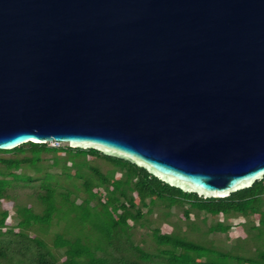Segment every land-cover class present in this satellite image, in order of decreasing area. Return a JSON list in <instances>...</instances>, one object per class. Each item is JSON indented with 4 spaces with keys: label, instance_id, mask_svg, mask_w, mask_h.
I'll return each mask as SVG.
<instances>
[{
    "label": "water",
    "instance_id": "water-1",
    "mask_svg": "<svg viewBox=\"0 0 264 264\" xmlns=\"http://www.w3.org/2000/svg\"><path fill=\"white\" fill-rule=\"evenodd\" d=\"M63 142L227 197L264 176V0H0V150Z\"/></svg>",
    "mask_w": 264,
    "mask_h": 264
},
{
    "label": "trees",
    "instance_id": "trees-1",
    "mask_svg": "<svg viewBox=\"0 0 264 264\" xmlns=\"http://www.w3.org/2000/svg\"><path fill=\"white\" fill-rule=\"evenodd\" d=\"M10 198L13 216L0 208V264H264V176L203 197L93 148L27 142L0 150V201ZM244 214L245 236L217 238L233 228L228 217Z\"/></svg>",
    "mask_w": 264,
    "mask_h": 264
},
{
    "label": "rangeland",
    "instance_id": "rangeland-1",
    "mask_svg": "<svg viewBox=\"0 0 264 264\" xmlns=\"http://www.w3.org/2000/svg\"><path fill=\"white\" fill-rule=\"evenodd\" d=\"M50 145H66V143H63V142H50L49 143ZM93 158V157H92ZM91 158V159H92ZM93 161H95L94 163L97 164L99 167L101 168H105L104 167V161L101 160V159H92ZM35 172H39V171H45V168L44 169H40V170H37V169H34ZM29 172V171H28ZM17 200V199H16ZM14 199H5V200H1L0 201V208L1 209H7L9 211V213L11 214V216H13V205L15 203ZM30 205V204H28ZM195 218H200L202 219L203 221H207V220H214V219H223L221 215H218V216H210L209 218L207 217H204V216H195ZM248 218H250L251 220H254L256 221L258 219V217L256 215H253V216H249ZM247 219V217H245V214L244 215H236V216H231V217H228L227 218V222L232 224V227L230 229V231L227 233V234H224V235H217V238L220 239V240H224V239H227V240H232L236 237H243L245 236V231H244V228L242 227V223ZM151 221H154V217H151L150 218ZM15 222L14 218L13 217H10L7 219V225H12L13 223ZM63 227H66L68 228L70 226L69 223H67L66 225H64L65 223L63 222ZM170 229V226L169 225H166V224H162L161 225V231H168ZM46 232H48L46 230ZM45 232V234H46ZM36 232H33L31 231L30 234H35ZM139 233V232H137ZM136 233V234H137ZM199 233V232H198ZM138 235V234H137ZM192 237L194 238H199V234H192Z\"/></svg>",
    "mask_w": 264,
    "mask_h": 264
}]
</instances>
